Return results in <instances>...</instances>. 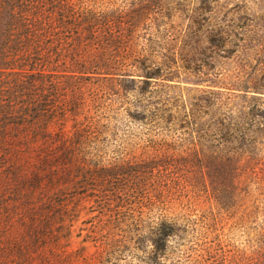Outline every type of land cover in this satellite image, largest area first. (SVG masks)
Segmentation results:
<instances>
[{
    "label": "trees",
    "instance_id": "trees-1",
    "mask_svg": "<svg viewBox=\"0 0 264 264\" xmlns=\"http://www.w3.org/2000/svg\"><path fill=\"white\" fill-rule=\"evenodd\" d=\"M259 2L263 14L247 11ZM235 9L244 15L235 18ZM64 89L69 99H59ZM111 94L121 98L117 114L154 130L115 144L104 174L115 179L107 190L116 212L155 213L151 230L137 235L151 244L143 262L264 264V0H0V209L6 178H27L25 165L36 184L46 168L86 160L103 126L93 104ZM67 116L73 132L64 139ZM54 123L59 130L49 129ZM187 163L215 199L199 226L167 213L181 181L190 182ZM218 211L240 213L248 250L225 249L214 235ZM37 224L14 254L0 243V264H54L50 232ZM192 226L197 240L181 248ZM103 242L91 264L128 248L110 230Z\"/></svg>",
    "mask_w": 264,
    "mask_h": 264
},
{
    "label": "rangeland",
    "instance_id": "rangeland-1",
    "mask_svg": "<svg viewBox=\"0 0 264 264\" xmlns=\"http://www.w3.org/2000/svg\"><path fill=\"white\" fill-rule=\"evenodd\" d=\"M247 11L261 15L263 3H251ZM234 12L235 18L244 15L238 9ZM247 17L249 21L253 18L252 15ZM255 21L263 24L260 17L254 18L253 22ZM127 84L136 86L137 89L144 86L130 82ZM182 85L190 86L189 83ZM82 91L92 106L93 88L86 86ZM59 94V99H69L71 90L64 89ZM128 95L129 99L135 97L134 93ZM102 100L106 101L103 106L97 99L91 113L96 117L103 115L104 118L101 120L103 126L97 125L99 131L97 142L91 149L86 148L85 151H88L86 160L61 161L52 169L46 168L43 170L41 180L36 184L31 180V167L26 165L22 172L27 178L13 176L6 178L7 192L4 193V198L9 199L0 209L2 232L0 243L7 247L10 253L14 254V251L23 245L30 227L40 222L39 226L37 224L38 228L43 227L46 232H50L46 242L51 247L54 264L94 263L95 252L107 244L103 242L107 230L111 231L115 239H120L121 236L126 238L128 245L126 250L123 249V252L119 253V258H111L109 264H145L143 261L151 249V244L147 238L144 241L141 239L139 244L137 235L139 233L144 235L151 230L156 220L153 215L155 213L145 210L139 214L137 208L130 210L122 208L116 212L115 193L107 190L115 179L104 174L111 168L109 159L115 154L113 150L115 144L119 145L125 138L132 139L134 135L147 138L154 130L151 131L138 120L117 114L116 107L121 100L117 94L105 96ZM110 105L114 107L113 110L109 109ZM71 126L72 118L65 117L64 127L61 128L64 139L71 137L73 132ZM49 129L56 131L60 126L54 123ZM31 151L32 149L29 153ZM184 168L190 182L181 181L182 196L178 200L175 199L168 207L167 213L171 216L185 215L191 219V224L192 220H197L195 224L198 225L200 215L208 213L211 208L212 211L215 209V199L209 184L206 183L207 177L199 174L198 167L187 163ZM214 214L216 224L213 233L218 236L225 249L248 250L249 229L242 220H239L240 213L233 217L224 211ZM189 231L181 240L184 243L181 248L186 249L197 240L198 231L195 227H190ZM178 257L179 253H175L168 256L167 261H175Z\"/></svg>",
    "mask_w": 264,
    "mask_h": 264
}]
</instances>
